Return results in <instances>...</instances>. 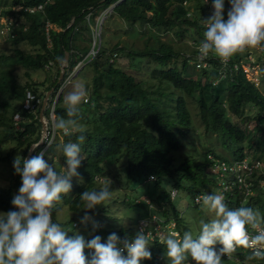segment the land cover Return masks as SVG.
Masks as SVG:
<instances>
[{"label": "trees", "instance_id": "16d2710c", "mask_svg": "<svg viewBox=\"0 0 264 264\" xmlns=\"http://www.w3.org/2000/svg\"><path fill=\"white\" fill-rule=\"evenodd\" d=\"M44 1L11 0L0 10V16L12 18L11 31L5 35V41L13 46L11 54H0V65L8 61L11 65L21 66L29 80L22 83L13 69L0 67V147L7 142L14 145L10 151L0 155V163L7 166L10 175L8 186H0V210L3 213L18 211L11 201L16 192L19 193L22 180L15 172L13 163L17 156L26 158L30 147L41 139L39 114L42 99L50 91L42 115L51 131V106L55 118L67 119L65 100L59 94L54 101L55 93L88 53L93 42L95 18L111 5L114 6L109 15L124 22L127 27L125 33L130 37L145 36L144 46L136 47L126 40H119L110 47L107 38L102 39L101 26L100 46L103 51L83 60V66L89 64L93 74L88 100L81 104L80 123L87 130V139L82 146L83 158L77 170L80 183L62 197V204L70 212L80 213L65 223V229H71L68 235H73L76 228L85 227L94 237L100 236L102 243H106L112 233L121 238L120 241L125 240L122 228L117 231L106 226L94 228L91 223L81 222L85 212L80 195L85 190H99L98 185L107 179L111 181L110 191L116 184L125 190L130 188V197L126 198L124 194L122 199L128 206L139 205L147 211L152 208L158 211L162 207L161 213H157L165 219L162 223L166 224L172 219L181 235L183 230L173 201L180 191H184L191 196L195 206L199 205L195 203V197L211 194L212 190L218 188L221 177L214 170L220 163L230 165L244 159L249 164L260 161L262 167L255 170L252 177L264 179V94L258 83L249 79L244 71L245 64L258 65L264 84V47L254 61L248 60L252 54L250 49L235 55L227 63L225 71L220 59L211 54L209 67L196 69L194 75L188 72L197 45L204 39L206 27L202 21L212 15L209 3L213 0H50L40 10H25ZM230 8L229 0H225V20ZM46 21L54 26L49 31L50 46L44 30ZM15 26L20 30L15 31ZM159 30L173 31L179 39L187 35L192 42L173 45L157 35ZM22 44L31 50L25 51L20 47ZM65 52H68V62L59 80L62 63L57 57L63 60ZM123 60L128 65L137 60L149 62L153 67L137 76L135 73L140 69L126 67L122 64ZM234 64H237L236 69ZM191 65L195 69V65ZM52 68H55L56 74L51 84L37 83L31 79L32 71ZM44 85V90L39 91V87ZM26 92L40 99L33 110L22 108ZM17 100L21 103L16 105ZM250 108L256 109L252 116L249 115ZM14 113L20 114L17 122L13 119ZM231 117L244 122L252 121L257 129L252 132L241 128ZM197 124L204 135L215 134L221 144L212 147L202 143L200 150H186L183 158L179 159L173 153L184 145L190 146L184 144V136L193 130L201 136ZM56 132L61 134L62 146L69 141L76 142L78 133L66 136L54 129L51 142L48 145L47 142L40 143L33 149L30 158L54 150ZM217 146L225 148L231 158L216 150ZM106 170L111 171L109 176ZM143 184H148L150 189L140 188ZM257 184L254 178L255 192L246 206L258 209L264 215V194ZM172 191H175L174 197L171 196ZM238 192L235 189L233 197L238 196ZM232 198L227 202L230 208L234 206ZM60 207L61 204L53 211L54 221ZM151 244H154L153 249L150 246L149 250L151 259H145V262H168L166 245L157 240L151 241ZM87 250L85 255L89 258ZM248 254H243L244 260Z\"/></svg>", "mask_w": 264, "mask_h": 264}, {"label": "clouds", "instance_id": "9594fccd", "mask_svg": "<svg viewBox=\"0 0 264 264\" xmlns=\"http://www.w3.org/2000/svg\"><path fill=\"white\" fill-rule=\"evenodd\" d=\"M224 2L213 0L212 15L203 19L206 31L198 52L202 59L212 54L226 65L247 49L264 47V0H229L227 20L223 15ZM57 60L63 62L60 57ZM88 96L84 83L74 85L65 96L67 119L58 117L52 122L53 128L66 136L78 133L76 142L62 146L66 167L57 170L43 158V152L14 159L13 167L21 176L22 186L11 201L18 211L0 213V264H140L143 259H151V232L145 234L141 229L132 242L125 239L120 249L117 245L121 241L115 233L108 236L106 243L101 242L100 236L86 241L79 234L69 236L71 229L53 220V211L72 189V178L79 176L82 146L87 139V130L80 123L81 104L87 102ZM44 141L41 138L34 146ZM110 185L107 179L99 190H85L80 195L83 208L92 210L109 201ZM197 203L212 217L199 221L198 232L185 231L181 235L169 231L160 236L170 264H187L189 257L195 264H224L222 257L231 258L238 248L250 250L245 264L264 260V215L258 209L243 203L230 208L222 192L202 194ZM90 219L85 214L81 222ZM98 226L93 222L94 228ZM217 244L221 245L218 251ZM86 248L94 250L90 259L85 255ZM123 250L127 251L126 257Z\"/></svg>", "mask_w": 264, "mask_h": 264}, {"label": "rangeland", "instance_id": "374dc122", "mask_svg": "<svg viewBox=\"0 0 264 264\" xmlns=\"http://www.w3.org/2000/svg\"><path fill=\"white\" fill-rule=\"evenodd\" d=\"M10 2H11V0H0V10H1V8L5 7L7 4H10ZM108 9H110V7ZM106 14H107V12H106ZM98 16L95 18L96 20L98 19ZM102 24H103L102 25V39L107 38L110 47L113 46L114 44H116V42L119 40H126L129 43L134 44V46H136V47H143L144 46L143 38L145 36L143 38H141L140 35H137V38L136 37H130L128 34L125 33V31L127 30V27L125 26L124 22L122 20H120L119 18H116L114 16L109 15L106 18V21ZM8 26L9 25L7 23L6 17L0 16V30L2 28H4L6 30V29H8ZM5 30H3L4 33L0 32V54L3 53V54L9 55L12 53L13 46L8 41H5ZM14 30L19 31L20 29L17 26H15ZM156 33L162 40L168 41L173 45H179V44H183V43H185L187 45V44H190L192 42V38L188 37L187 35L182 36L183 40L179 39L178 37H176L174 35L173 31L165 32L163 30H159ZM181 41H182V43H181ZM20 47L22 49H24L25 51L31 50L28 46H26L24 44L20 45ZM250 51H251L252 55L250 57H248V60H249V58L252 61L256 60L260 55V49L259 48L250 49ZM120 62H121V59H120ZM122 64L125 65L126 67L128 65L126 60H123ZM247 66H245L246 72H247L246 73L247 77L249 79H253L256 83H258L259 89L264 94V84L260 79L259 66L255 65L251 69H250L249 64H247ZM0 67L1 68L2 67L3 68H9L10 67L11 69H13V71L16 74V76L18 77L19 81L22 83H24L28 80L27 77L24 75V69L19 65H11L7 61L5 65H0ZM128 67L139 68L140 71L135 73L137 76H139V75H142V74L146 73L147 71H149L150 68L153 67V65L149 64V62L148 63L147 62H140L139 60H137L133 64L128 65ZM188 72L191 73V75H194V73H196L197 71H196V68L193 69L192 65L190 64ZM55 74H56L55 68H52L51 70H44V69L43 70H36V71L31 72V79L36 81L37 83L44 82L45 85H49L53 81ZM92 74L93 73L90 69L89 64H85L78 74H76L74 72L71 73L60 84L58 91L55 93L54 101L57 99L59 94H62V97L65 100V96L67 95V93L69 91H71L73 86L78 84V83H84L86 85L87 91L89 93V90L91 87V76H92ZM45 85L42 87H39V91L44 90ZM49 94H50V91L46 93V95L42 99V101H45V99L47 98V96ZM19 103H21L20 100H17L15 102L16 105ZM10 110L11 109L8 110V115H10ZM52 110L53 109L51 107L50 108V117H51L52 122H53V119L55 118V116L53 115ZM255 112H256V109L250 108V114L249 115L252 116ZM231 119L234 123H237L241 128L249 129L252 132H254L257 129L256 124L252 121L244 122V121L238 120L236 117H231ZM52 122H51V127L53 129ZM16 128H19V126L16 125ZM197 128H198V132L201 134V136H198V134L195 130L188 132L186 134V136H184L185 138L183 139V142H184V144L185 143L190 144V146H186L183 144L184 146H182L179 150H177L173 153L176 156H178L179 159L183 158V156L186 154V150H190V149L191 150H193V149L200 150L202 148V143H204V144L207 143L208 145H211L212 147H214L217 144L218 145L221 144V141L216 138L215 134L204 135V132H203L202 128L199 127V125ZM195 132H196V134H195ZM1 133H2V127L0 128V134ZM61 141H62L61 140V134L56 132V136L53 140V142L56 143L54 150L49 151L44 155V159L50 165L54 164V166L57 168V170H60L62 168V166L66 167L65 158H64L63 153H62V142ZM13 146L14 145L11 142H7L6 144L2 145L0 147V155H4L6 152L10 151L13 148ZM215 149L220 151L223 154H226V156H227L226 158H231L230 154H228V151L225 148L217 146V147H215ZM106 172L108 173L109 170H106ZM110 172L108 173V176H109ZM106 177H107V175L104 176L103 178H101V180L105 179ZM9 179H10V175L8 173L7 166H5V164H3V163H0V186H2V187L8 186ZM71 183H72V187H73V186L79 184L80 180L77 177H73L71 180ZM98 187L100 188L101 184L98 185ZM140 188H142L144 190L150 189L148 187V184H143V186H141ZM221 191H222V188H216L215 190H212V193L221 192ZM111 192H112L111 199L109 201H106L104 205L103 204L98 205V206H96L95 209H92V210H87V209L83 208V211L85 212V214H87L91 218L90 220L84 222V224L85 223L86 224H89V223L93 224V222H96L100 227L106 226V227H109L115 231L122 228L125 231V234H124L125 239H127L128 241L129 240L133 241L135 236L139 232L136 228L138 220L143 219V218L148 220L149 221L148 229L153 231L155 229V225L151 223V218H152L151 214L153 216H155L156 219H157V217L162 219V217L159 215L162 211V207H161V209L158 208V211L156 209H153V208L150 210L148 209V211H147L146 208L141 207L139 205L134 206V207H130L126 203H124L122 201L123 195L126 194V198H128L130 188H127L125 190L124 188H122L121 186L119 187V185L116 184V186H114L112 188ZM16 194H18V192H16ZM173 205H174L176 211L179 213V223H180V226L183 230L182 233H184L185 231H193L195 234L196 232H198L199 221L201 219H204L205 221H207V220L212 218L211 214L206 213L205 211L202 210L201 204L195 206L192 202L191 196L188 195L187 193H185L184 191L179 192L177 198L175 199V201H173ZM170 212L171 211H168L167 213H170ZM0 213H3V212L0 210ZM157 213H159V214H157ZM77 215H80V213H78V214L72 213L67 209L66 205L61 204V207L59 208V210L56 213L55 219L58 223H61L64 228H66L65 223L68 220H70L71 217L77 216ZM164 226H165V223L160 224L159 228L163 229L164 232L160 233V231H157L159 238L155 237L154 240H157L158 242H160L159 239H160L161 234L167 235L168 229H164ZM157 230H159V229H157ZM171 231L179 232L178 230H171ZM73 232H74L73 235L79 234V235L84 236L86 241H90L91 239L94 238L93 234L91 232H89L87 230V228H85V227L76 228L73 230ZM69 236H72V235H69ZM153 236H154V234H153ZM119 240H121V238H119ZM153 245L154 244H151V242H150L148 245V249H150V246L152 248ZM215 249L218 251V248L216 246H215ZM223 260H224V264H238V263L234 262L232 259L231 260L223 259ZM163 263L164 264H170V261L168 259V262L163 261ZM248 263H251V262H248ZM187 264H195V262L191 260V257H189ZM253 264H263V260H256V262Z\"/></svg>", "mask_w": 264, "mask_h": 264}, {"label": "built area", "instance_id": "2783aa9c", "mask_svg": "<svg viewBox=\"0 0 264 264\" xmlns=\"http://www.w3.org/2000/svg\"><path fill=\"white\" fill-rule=\"evenodd\" d=\"M50 0H45L44 3H41L39 5H37L34 8L31 7H27L25 8V10L29 11V12H33L35 10H40L43 8L44 4H46V2H48ZM116 4V3H115ZM114 5L110 6V9H105V11H102L100 13V15L98 16V19L96 20V23L92 26V33H93V42H92V46L90 47L88 53L85 55V57L83 58V60L86 59H90L95 57L97 54L101 53L103 50L100 46V33H101V26L103 21L105 20V18L108 16V14H110V12L112 11ZM107 10V11H106ZM209 11L211 12V14L213 13L214 9H213V2L209 3ZM105 12V13H104ZM107 12V14H106ZM106 16V17H105ZM87 19H89V15L87 16ZM7 23H8V29H4L2 28L0 30L1 33H4L3 30H5V35H7L8 33H10L11 31V27H12V18L11 16H7L6 17ZM50 29H54V26L49 22L46 21L45 23V36L46 39L49 43H51V39H50V35H49V31ZM204 40V39H203ZM198 47L199 44L197 45V52L194 54L193 59H192V63L195 65L196 69H200V68H207L209 67L210 63H209V58L212 57V55L210 54L209 57L207 58H200L199 52H198ZM260 50L263 47H258ZM252 54H250L248 57H250ZM80 61L77 63V65L74 67V70L71 73H78V71L81 69V67L83 66L84 62ZM112 61V60H111ZM249 61L250 60L249 58ZM227 64H223L222 63V70L225 71ZM245 66H247V64L244 65V71L246 72V68ZM255 66V65H254ZM48 66H46L47 68ZM248 67V66H247ZM253 66H250V69ZM234 68H237V64H234ZM247 73V72H246ZM40 102V99L37 98L34 94H31L30 92H26L25 98L22 101V108L25 110H33L35 108V106ZM53 109V106H51ZM20 114L19 113H14L13 115V119L17 122L20 120ZM46 121V120H45ZM47 124V121H46ZM51 134V137H50ZM54 136V128L52 129L51 127V131L48 130V126L46 128V132L43 134V136H41V138H45L44 142H47L46 145H48L52 138ZM50 137V138H49ZM262 167V164L260 161H255L254 164H249L247 159H244L241 162H235L233 164L227 165L224 163H220L218 167L215 168V172L218 173L219 172V177H221L220 181H219V186L218 188H222V193L226 198V202H228V200L230 198L233 197L234 195V190L236 189L238 192V196H235L232 198V200H234V206L235 207H239L242 203L246 205V203L249 201V197L255 192V189L253 188V184H254V178L255 180L258 181V188H260V190L263 192L264 194V179L261 178L260 176H256V177H252L253 173L255 172V170L258 171V169H260ZM259 174V172H258ZM261 175V174H260ZM175 195V191L171 192V196L174 197ZM227 196V197H226ZM199 197V196H198ZM194 198V201H197V198ZM195 201V203H197ZM165 221L164 218L160 219L157 217V219L155 218V216L152 215L151 218V223L155 225V229L153 231L149 230V221L146 220L145 218L140 219L138 224H137V229L138 231H140L141 229L144 230V233L147 234L148 232H151L152 234H154L152 241H154L155 237L159 238L158 232H164L163 229L159 228L160 224H162V222ZM175 221H173L172 219H170L169 222H167L164 226V229H168V232L171 230H176L175 229ZM159 229V230H157ZM157 232V233H156ZM132 242V241H130ZM118 248L123 249V244H118L117 245ZM216 247L218 248V250L220 249L221 245L217 244ZM150 250V249H148ZM245 253H250V250L248 249H243V248H238L237 252L231 257V259L234 262H240L241 264H245V260L243 258V254ZM87 254L89 259L91 258V256L94 254V250L88 249L87 250ZM122 255H124L125 257L127 256V251L123 250L122 251ZM157 258H159L157 256ZM223 259H227V260H231L230 258L224 256L222 257ZM163 263V262H162ZM140 264H150V262H145V259L140 261ZM164 264V263H163Z\"/></svg>", "mask_w": 264, "mask_h": 264}, {"label": "water", "instance_id": "95a60500", "mask_svg": "<svg viewBox=\"0 0 264 264\" xmlns=\"http://www.w3.org/2000/svg\"><path fill=\"white\" fill-rule=\"evenodd\" d=\"M73 20H71L70 24L68 25V27L71 25ZM67 62H68V52H65V55H64V59H63V62L61 64V69H60V76H59V80L62 79L63 75H64V71H65V67L67 66ZM47 99V98H46ZM45 99V101H46ZM45 101H43V105H42V108H41V111H40V120L42 122V136L43 134L46 132V128H47V124H46V121H45V118L43 117L42 113H43V110H44V106H45ZM36 144V143H35ZM35 148L34 144L30 147V150L28 152V155L26 158H30V155L33 151V149Z\"/></svg>", "mask_w": 264, "mask_h": 264}]
</instances>
